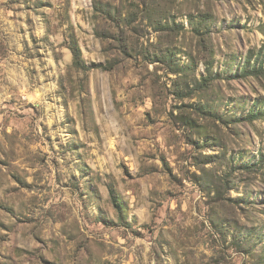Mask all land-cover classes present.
<instances>
[{
  "label": "rangeland",
  "instance_id": "374dc122",
  "mask_svg": "<svg viewBox=\"0 0 264 264\" xmlns=\"http://www.w3.org/2000/svg\"><path fill=\"white\" fill-rule=\"evenodd\" d=\"M262 155L264 0H0V264H264Z\"/></svg>",
  "mask_w": 264,
  "mask_h": 264
},
{
  "label": "trees",
  "instance_id": "16d2710c",
  "mask_svg": "<svg viewBox=\"0 0 264 264\" xmlns=\"http://www.w3.org/2000/svg\"><path fill=\"white\" fill-rule=\"evenodd\" d=\"M73 54H74V66L77 68H80L81 70H87L86 65H83L81 58H80V50L78 48L73 49ZM106 70H111L113 69V65H109V66H105L103 64H98V65H94ZM92 66V67H94ZM260 163L264 165V155H262L261 159H260ZM111 197L113 199V202L115 203L116 206H119L120 204V199H119V195L117 194V192L115 191V189H111Z\"/></svg>",
  "mask_w": 264,
  "mask_h": 264
}]
</instances>
